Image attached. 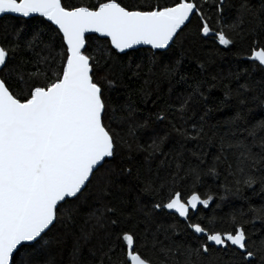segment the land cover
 <instances>
[{"label": "snow or ice", "instance_id": "obj_1", "mask_svg": "<svg viewBox=\"0 0 264 264\" xmlns=\"http://www.w3.org/2000/svg\"><path fill=\"white\" fill-rule=\"evenodd\" d=\"M4 15L22 23L0 37V264H63L69 238L71 264H264V202L246 195L264 196V79L230 72L235 112L211 124L200 55L247 43L264 73V0H0Z\"/></svg>", "mask_w": 264, "mask_h": 264}, {"label": "trees", "instance_id": "obj_2", "mask_svg": "<svg viewBox=\"0 0 264 264\" xmlns=\"http://www.w3.org/2000/svg\"><path fill=\"white\" fill-rule=\"evenodd\" d=\"M65 4L70 5H77L81 2L88 4L91 6L96 2V0H63ZM124 4H131L134 2H139V0H121ZM22 23L21 18H16L9 15L0 16V37L3 36L5 28H7L9 31L12 30L14 27H19ZM25 27L27 29H31L36 26V20L35 19H27L23 21ZM195 25V19H193V22L191 25H189V28L186 31H191L193 26ZM247 48V43L245 44H237L233 47H230L228 49L220 47L219 51H216L215 48L211 43L204 46L202 52L200 53L201 57H210L211 62L206 65L205 72H206V79L209 81V83H212V77H216L217 86L208 88V85H205L206 91V104L201 105V107H207L210 108L211 111L209 112L208 119L211 124H217L219 122H222L226 117L232 115L235 112L234 107V101L230 99H226L224 97L223 93V84H227L230 82L231 86L235 88L238 83H244L245 79L241 77L239 81L236 79H231L229 81L228 79H223L228 76L230 72L237 73L241 72L242 69L248 68L251 72V79L259 81L261 79H264V73H262L258 68H251L247 62L243 60V56L245 55V49ZM144 55L143 48H141V51L134 56V61L136 63H139L140 58ZM128 58L125 57L124 61L127 62ZM135 66V64L133 65ZM184 71L187 77H189V83H191V78L193 76H197V68L194 63L191 61L186 60L184 64ZM140 84L137 83L134 85V87H139ZM157 85H152V90L154 91L156 89ZM160 88L163 89V92L161 93L162 100H168L169 94H168V85L167 82L159 85ZM187 87V85H180L175 87L174 91L171 94V97L173 101H175L176 94L181 92L183 88ZM152 99H156L155 96L152 97ZM223 101V102H222ZM148 108L152 107L151 101L147 104ZM259 111V110H257ZM205 181L203 190H206L207 188L214 186L215 184L219 183V181L213 180L211 177H205L203 178ZM223 180V175L220 177V181ZM256 187V195H253L250 191L246 193L247 196L250 197V200L252 203L259 205L260 203L264 202V196L260 194L259 186ZM231 200V204L229 203H223L221 205V208L217 209V213L220 217L225 216L227 213L231 211L232 207H238L240 205V201L234 200L232 198H229ZM211 207H215V202H210ZM202 207V206H201ZM210 210H205V212H208ZM256 228H260V223L256 222ZM72 247V238H69L67 242V247L64 249V251H57L56 257L57 260H63V264H71V258L69 256V252ZM86 251V250H85Z\"/></svg>", "mask_w": 264, "mask_h": 264}]
</instances>
